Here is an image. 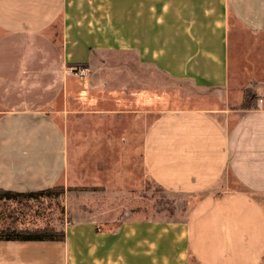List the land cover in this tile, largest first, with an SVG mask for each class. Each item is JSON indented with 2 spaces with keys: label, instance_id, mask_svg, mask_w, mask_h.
Segmentation results:
<instances>
[{
  "label": "crops",
  "instance_id": "obj_1",
  "mask_svg": "<svg viewBox=\"0 0 264 264\" xmlns=\"http://www.w3.org/2000/svg\"><path fill=\"white\" fill-rule=\"evenodd\" d=\"M153 74L217 106H169ZM136 161L197 196L185 219L66 221L0 264H264V0H0V188L133 184Z\"/></svg>",
  "mask_w": 264,
  "mask_h": 264
},
{
  "label": "rangeland",
  "instance_id": "obj_2",
  "mask_svg": "<svg viewBox=\"0 0 264 264\" xmlns=\"http://www.w3.org/2000/svg\"><path fill=\"white\" fill-rule=\"evenodd\" d=\"M235 22L231 20V26ZM235 31L232 28L231 36V72L235 70ZM119 57L126 53H115ZM153 83H162L166 88V98L169 106L213 107L217 101L207 93L198 92L188 82H177L163 79L153 74ZM239 79L237 80V82ZM240 88V87H238ZM246 89V88H245ZM243 92L241 102L232 101L230 106H243L255 103L253 90L247 88ZM162 94H164L162 92ZM234 97V96H233ZM240 97L238 96V98ZM136 177L133 184L120 183L119 185H70L63 186V194L58 199L40 198L23 203L11 201L0 202V224L12 222L19 228H34L50 225L62 228L64 223L83 218H93L104 227H112L117 220L134 216L138 218H154L163 220H183L187 217L189 206L197 196H188L165 191L155 182L144 177L135 162ZM264 206V196H256Z\"/></svg>",
  "mask_w": 264,
  "mask_h": 264
},
{
  "label": "trees",
  "instance_id": "obj_3",
  "mask_svg": "<svg viewBox=\"0 0 264 264\" xmlns=\"http://www.w3.org/2000/svg\"><path fill=\"white\" fill-rule=\"evenodd\" d=\"M248 92L246 88L243 92ZM250 92V91H249ZM253 92V91H252ZM255 99V95H253ZM252 106L248 103L243 108ZM62 185L46 187L37 191H12L0 188V202L11 201L14 203H23L33 199L39 201L40 198L58 199L59 194H63ZM64 229L56 228L50 225L34 227L32 229H23L13 226H0V241H64Z\"/></svg>",
  "mask_w": 264,
  "mask_h": 264
},
{
  "label": "built area",
  "instance_id": "obj_4",
  "mask_svg": "<svg viewBox=\"0 0 264 264\" xmlns=\"http://www.w3.org/2000/svg\"><path fill=\"white\" fill-rule=\"evenodd\" d=\"M87 72H88V69L83 68V67L78 68V69L75 70V73H76L77 75L81 76V77L87 75Z\"/></svg>",
  "mask_w": 264,
  "mask_h": 264
}]
</instances>
